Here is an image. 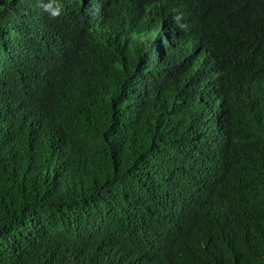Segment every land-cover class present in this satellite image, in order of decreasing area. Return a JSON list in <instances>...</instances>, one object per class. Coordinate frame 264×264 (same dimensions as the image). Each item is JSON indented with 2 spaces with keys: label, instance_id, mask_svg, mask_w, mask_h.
<instances>
[{
  "label": "trees",
  "instance_id": "16d2710c",
  "mask_svg": "<svg viewBox=\"0 0 264 264\" xmlns=\"http://www.w3.org/2000/svg\"><path fill=\"white\" fill-rule=\"evenodd\" d=\"M59 2L0 0V264H264V0Z\"/></svg>",
  "mask_w": 264,
  "mask_h": 264
},
{
  "label": "clouds",
  "instance_id": "9594fccd",
  "mask_svg": "<svg viewBox=\"0 0 264 264\" xmlns=\"http://www.w3.org/2000/svg\"><path fill=\"white\" fill-rule=\"evenodd\" d=\"M37 7H39L50 20L59 19L62 15V8L59 0H37ZM171 22L175 30L182 31L186 28L185 17L180 12L171 15Z\"/></svg>",
  "mask_w": 264,
  "mask_h": 264
}]
</instances>
